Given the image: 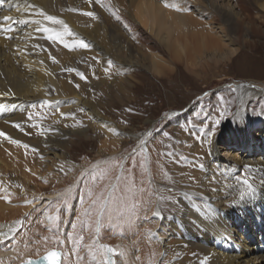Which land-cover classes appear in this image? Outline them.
<instances>
[{
    "label": "rangeland",
    "instance_id": "rangeland-1",
    "mask_svg": "<svg viewBox=\"0 0 264 264\" xmlns=\"http://www.w3.org/2000/svg\"><path fill=\"white\" fill-rule=\"evenodd\" d=\"M164 1L83 0L82 6L69 10L81 17V25L92 26V33L106 48L107 56L102 59L100 51L103 48L90 44L82 35H71V52L83 51L80 57L84 62L80 69L71 72L69 83L75 93L70 92V96L74 102L69 99L60 104L44 105V98L29 102L17 113L21 122L19 128L12 119L15 114H8V128L22 135L19 145L13 146L8 139V148L12 149V157L15 156L26 174L25 180L20 182L8 175L5 182L9 188L2 187L10 190L4 193V198L1 194V199L7 202L8 198L14 210L8 221L0 222L11 224L19 220L21 226L7 244H0L1 250L14 249L15 258L0 261V264H17L52 247L62 248L64 262L71 264L76 256L80 257L81 246L77 250L69 241V234L73 241L83 237L81 244L88 241L94 230L96 213L104 203L110 216H122L141 189L154 190L152 184L155 183L159 189L154 192L157 194L159 190L162 199V188L177 191L188 183L186 181L195 182L204 156L188 155V150L194 148L202 153L217 136L230 134L225 125L241 107L233 85L264 83V13L258 6L264 0H235L242 19L232 31L237 47L234 55L226 59L195 61H187L185 57V48H194L192 43L185 47L188 31H210L211 25L223 26L224 23L213 12L202 15L193 11L194 1L199 0H179L178 11L197 21L195 28L187 24L174 25L170 12L168 15L161 13L162 18H157L166 24V28L159 27L151 21L150 5L169 9L171 4L165 5ZM89 11L94 12L95 18L86 15ZM74 21L77 24L76 19ZM156 31L161 34L156 35ZM162 35L173 36L170 47L163 43ZM175 37L181 38L182 45L176 44ZM80 41L88 48H80ZM218 44L219 50H223V46L230 48L225 43ZM172 49L178 51V60L172 58ZM202 49L199 53L204 52ZM151 59L157 64L152 65ZM77 72L86 79H81ZM73 96L87 100L90 105L85 109L80 107ZM248 108L251 114L259 115L264 110V99H253ZM180 110L184 111L177 116L187 112L191 115L182 121L175 120V116L162 119L163 115ZM14 131L8 130V137L18 141L19 136ZM145 133L149 136L142 148L139 141ZM50 137L55 139L53 146L45 142ZM31 138L48 144L37 145ZM44 148L63 155L56 165L55 177L43 176L42 166H32L35 155L43 161ZM156 159L162 161L164 172L154 171ZM69 189L71 193L65 203ZM42 194L55 195L43 210L57 217L48 231L41 229L42 205H33ZM73 223L77 225L75 229ZM83 259H80L81 264H85ZM161 261L171 264L169 259Z\"/></svg>",
    "mask_w": 264,
    "mask_h": 264
},
{
    "label": "bare ground",
    "instance_id": "bare-ground-1",
    "mask_svg": "<svg viewBox=\"0 0 264 264\" xmlns=\"http://www.w3.org/2000/svg\"><path fill=\"white\" fill-rule=\"evenodd\" d=\"M178 1L165 0V5L171 4L169 9L151 4L149 13L152 23L166 28L165 22L158 19L162 18L161 13L168 15L170 12L174 25L187 24L189 28H195L197 21L189 14L178 11L181 7ZM191 2L196 3L193 11L202 15H210L213 12L224 25L213 24L210 31H188L185 47L192 43L194 48L192 50L185 48L187 61L226 59L234 55L237 47L232 31L237 21L242 19L235 0ZM82 5L83 0H0V132L5 134L0 136V139H3V142H0V195L3 194V198L4 193L10 190L7 189L9 187L6 183L8 175L15 182H20L25 180L26 174L25 169L23 170L14 159L15 156L12 157L14 154L11 153L12 149L8 148L6 138L8 130L14 131L8 128V114H15L12 117L15 120L14 124L20 125L17 113L29 102L39 98H44L52 104L73 100L70 94L75 92L69 83L71 72L84 63L83 57H80L83 51L71 52V35H64L63 40H54L48 38L51 33L37 29L48 27L53 31L63 32L64 25H67L73 35L80 34L90 44L103 48V51H100L102 59L107 56L106 48L93 35L92 26L81 25V17L69 12ZM258 6L264 13V3ZM40 12L56 17L63 24L46 21ZM6 16L10 17L7 21L4 20ZM37 20L40 21L39 24L34 22ZM160 34L156 31V35ZM161 38L163 43L170 47L169 42L173 40V36L162 35ZM175 41L178 46L183 43L181 38L175 37ZM219 42L230 45V48L223 46V50H219ZM202 48L204 52L199 53ZM181 49L180 52L183 53L184 48ZM171 52L172 58L178 60L180 56L178 51L172 49ZM151 63L154 65L156 62L151 59ZM66 69L73 71L69 72ZM233 89L241 107L229 124L225 125L230 134L225 137L217 136L202 153L194 151V148L188 150V155L192 153L204 156L202 170L197 169L196 181H186L189 184L183 185L184 187L177 191L162 188L164 191L161 192L162 199L159 198V190L157 194L154 192L155 189H159L157 185L154 186L155 183L152 184L154 190L141 189L137 198L132 200V206L128 208L129 210L126 209L122 216H110L104 203L98 210L100 211L98 216V212L96 213L91 238L86 240L87 242L85 240L82 242L81 255L78 258L73 255L76 259L71 264H81L82 257L85 264H102L100 245H109L125 251L124 257H114L116 264H165L161 261L162 258L169 259L171 264H264V186L261 184V178L264 177V110L259 115L251 114L248 110L253 99H264V83L246 82L233 85ZM76 101V104L84 109L90 105L87 100L80 97H77ZM177 115L179 114H176L175 120L182 121L191 113ZM14 132L20 141L22 135L19 131ZM148 136L149 134L144 135L141 141L146 143ZM54 140L50 137L45 142H50L49 145L53 146ZM31 142L37 145L48 144L40 142L38 138H31ZM222 142L224 146L221 145ZM258 144L261 147H256ZM44 151L43 161L33 154L35 156L32 157L34 159L32 166L36 165L38 168L42 166L43 176L55 177L56 165L63 155L54 153L50 148H44ZM19 158L21 157L17 159ZM154 162V171L164 172L162 161L156 159ZM248 177H255L252 182L256 192L240 200V192L246 190L242 180ZM171 178L170 176L169 179ZM191 183L196 185L192 186ZM3 186L7 187L6 190ZM42 195L33 205H42L41 229L48 231L55 221L49 217L56 215L45 213L43 210L55 195ZM1 198L0 196V221H8L14 209L13 206H9L7 197V202H3ZM109 211L112 210L109 208ZM19 226H21L19 220L11 224L0 222V244H7ZM66 226L67 224L63 230ZM89 245L95 253L94 256L89 254ZM14 253V249L8 251L0 249V261L15 258ZM64 258L65 253L63 264H66Z\"/></svg>",
    "mask_w": 264,
    "mask_h": 264
},
{
    "label": "snow or ice",
    "instance_id": "snow-or-ice-1",
    "mask_svg": "<svg viewBox=\"0 0 264 264\" xmlns=\"http://www.w3.org/2000/svg\"><path fill=\"white\" fill-rule=\"evenodd\" d=\"M40 15L44 16V19L46 21H50L53 24H63V22L61 20H58L56 17L50 16V15H45L43 12L39 13ZM86 15L95 18V14L94 12H87ZM10 17H4V20L7 21L9 20ZM30 21H20V23H29ZM35 23L39 24L40 21H34ZM37 31H43L45 33H51V35L48 37L49 39H54V40H63L64 35H73L67 28V25H64V31L63 32H56L53 31L51 29H49L48 27H43V28H38ZM79 47L80 48H88V45L86 43H84L83 41L79 42ZM109 64L111 65V61H109ZM67 71L71 72L73 71V69H66ZM76 75L80 76L81 79H86V77L82 74L77 72ZM50 102L49 101H44L43 104L44 105H48ZM30 118V117H29ZM15 127L19 128L20 125L16 124ZM5 134L0 132V136H4ZM165 135H168L167 133H165ZM9 139V141L13 144H17L19 145L21 142L17 141V140H12L10 137H6ZM145 142L141 141V147H144ZM25 148H28V145H24ZM133 153H135V149L133 150ZM133 161L135 162V155L132 156ZM141 166H143V164H141ZM121 168H123V165L121 164ZM93 179H95V176L93 177ZM255 179V177H248L242 180L243 185H245L246 190L240 192V200H243L245 198V196H250V195H254L256 192V188L253 184V180ZM261 184L262 186H264V177L261 178ZM71 193V189L68 190V193L65 195V203L67 202V195ZM88 195L91 197L92 196V192L91 190H89ZM158 215V213H156ZM50 220H54L57 219L56 216H51L49 217ZM76 224L73 223L72 227L73 229L76 228ZM97 231H99V227L97 228ZM69 241L73 242L77 248H79L81 241L83 240V237H80L79 239L73 241V237L71 234H69L68 236ZM89 248V254L90 255H95V253L92 252V247L91 245L88 246ZM99 250L101 251L102 255H103V261L102 264H116V261L114 259V257L116 256H120V257H124L126 255L125 251L123 249H115L109 245H100L99 246ZM62 254L59 252H48L44 257L43 260L47 261V264H58V260L57 258L59 256H61ZM24 264H40V261L38 260H29V261H25Z\"/></svg>",
    "mask_w": 264,
    "mask_h": 264
},
{
    "label": "water",
    "instance_id": "water-1",
    "mask_svg": "<svg viewBox=\"0 0 264 264\" xmlns=\"http://www.w3.org/2000/svg\"><path fill=\"white\" fill-rule=\"evenodd\" d=\"M182 111V110H181ZM181 111H178V112H174V113H171V114H166V115H163L162 116V119H166V118H171L173 116H175L176 114L180 113ZM155 122V121H154ZM52 251H55V252H59V253H63L62 249L61 248H57V247H52V248H49L47 249L45 252H43L41 255L39 256H36V257H30L24 261H21L19 262L18 264H24L25 261H29V260H38L40 261V264H47V261H44L43 260V257L48 253V252H52ZM62 258H63V254L61 256H59L57 258L58 260V264H62Z\"/></svg>",
    "mask_w": 264,
    "mask_h": 264
}]
</instances>
